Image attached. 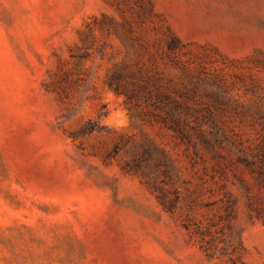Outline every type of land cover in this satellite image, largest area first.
Listing matches in <instances>:
<instances>
[{"label":"rangeland","instance_id":"obj_1","mask_svg":"<svg viewBox=\"0 0 264 264\" xmlns=\"http://www.w3.org/2000/svg\"><path fill=\"white\" fill-rule=\"evenodd\" d=\"M0 264H264V0H0Z\"/></svg>","mask_w":264,"mask_h":264},{"label":"trees","instance_id":"obj_2","mask_svg":"<svg viewBox=\"0 0 264 264\" xmlns=\"http://www.w3.org/2000/svg\"><path fill=\"white\" fill-rule=\"evenodd\" d=\"M173 122H174V123H172V124H173V127L176 128V126H180V125L178 124V121L174 120Z\"/></svg>","mask_w":264,"mask_h":264}]
</instances>
